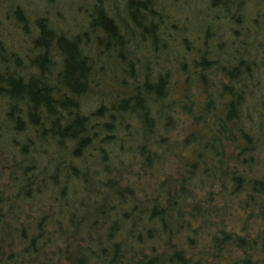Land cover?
<instances>
[{"label":"trees","instance_id":"obj_1","mask_svg":"<svg viewBox=\"0 0 264 264\" xmlns=\"http://www.w3.org/2000/svg\"><path fill=\"white\" fill-rule=\"evenodd\" d=\"M0 264H264V0H0Z\"/></svg>","mask_w":264,"mask_h":264}]
</instances>
